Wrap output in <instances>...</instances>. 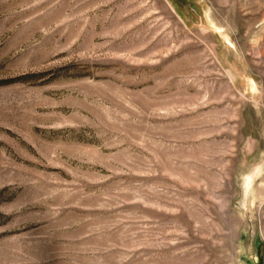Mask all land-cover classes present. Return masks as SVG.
<instances>
[{"label": "rangeland", "instance_id": "374dc122", "mask_svg": "<svg viewBox=\"0 0 264 264\" xmlns=\"http://www.w3.org/2000/svg\"><path fill=\"white\" fill-rule=\"evenodd\" d=\"M0 264H264V0H0Z\"/></svg>", "mask_w": 264, "mask_h": 264}]
</instances>
